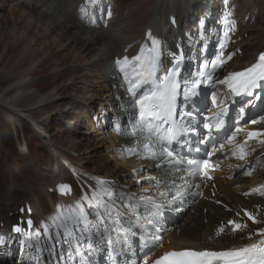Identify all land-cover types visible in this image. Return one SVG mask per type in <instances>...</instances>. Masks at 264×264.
<instances>
[{"label": "bare ground", "instance_id": "bare-ground-1", "mask_svg": "<svg viewBox=\"0 0 264 264\" xmlns=\"http://www.w3.org/2000/svg\"><path fill=\"white\" fill-rule=\"evenodd\" d=\"M197 1L198 0H180L181 5L179 3H175L174 7L169 9V11H168L169 13L165 17L163 15H160L159 18H157L155 16L152 20L148 21L147 26H151L154 29H156L158 27V23L156 22L157 20H159V21L161 20L162 24L165 25V27H162V30L159 32V38H161V35H164L165 33L168 36L170 35L168 37V41H167V42H169V45H168V47H165V46L162 47L163 52H164V50L167 49V50H171V51L174 50L176 53V50L178 48H180L181 50L183 49V51H185L182 54H185L189 58L194 57L195 60H199L198 53L196 54V56L191 55V51L194 50V45H196L198 48H200L201 44L204 43L206 45L207 49H211L212 43H210V42L215 40L212 38L217 33L220 26L217 27L215 29V31H212V34H213L212 37L203 38L202 34H201L202 33V27L205 26V23L207 24V22L205 21V19H203V17H200V19H202V20L197 24V26H196L197 33H195V34L190 32L187 36L186 35L181 36L179 34V31H176L177 29L174 30V27L177 28L180 21L185 20V19L188 20L190 18V16L193 15V14H191V8H193V7H196L197 14H199L200 11H203V12L209 13L210 16H216L215 9L209 10L208 7H203V5L198 4ZM115 2H117V0ZM18 3L19 2H17V4ZM23 3L28 7V9H30V12H32V13L37 8H42V9L44 8V13H46L48 15V20L50 18L55 17V15H57L59 17L60 13L63 12V9L61 7H57L58 6V0H26ZM200 3H203V1ZM213 5L216 6L215 0L213 2ZM14 6L16 8H18L17 5H14ZM15 7H13V8L15 9ZM115 7H118V6H115ZM130 7L133 8L135 6H130ZM140 8H141L140 6H137V8L135 7L132 10V12L128 11V14H132L134 12L140 11ZM160 8H161V4L156 5L153 7L152 12L157 11V13H158ZM173 8L176 10V12L173 11ZM49 9L51 10V12H49L50 11ZM113 9L116 12H118L116 8L113 7ZM148 11H149V9L147 10V12ZM12 15L13 14H11V16ZM64 16L65 15L63 14V19L60 20L59 26L56 29H59L60 25H64L65 26V32L68 33L69 28H73L74 31H73V33H71V43L77 44L76 47H78V48L76 51H78V52L74 53L73 56H72V54L68 55L67 52H65L61 56V59L57 58L53 62L54 67L51 70L53 71V70L59 69L61 67H64L65 65H63L64 64L63 62L69 61L71 66L68 69H66L67 71L65 70L64 73H67V74L73 73L74 74V72L77 71V69H75L74 67H76V66L79 67L80 65H84L83 67L80 68L79 74L77 76H79V81L81 83L88 84L91 81L90 77L88 75L93 73L92 66L100 68V73H101V75L103 74L104 83L106 85L105 88L104 87L102 88V90H104L105 93L102 96L100 95V97H102V98L104 97V99L106 96L110 97V95H109L111 93L110 89L113 88V85L115 84V82L113 80L114 75H113V72L111 70L112 60L114 57H116V56H114L115 51H116V54H118L122 51L121 48L117 49V47L118 46H125L127 43H129V41L128 42H120V37L122 38V37L128 36L130 38H135V37H133V31L131 30V27H130L132 24L131 23L132 21L131 22H128V21L123 22L125 25L122 27L118 26V25L115 26V21L117 19H119V18H117L118 17L117 16L115 19L113 18L109 22V26L107 27V29L98 28V30L92 29L93 31L92 30L89 31L80 22H77L75 18L72 20L70 17L68 18L65 16L66 17L65 18ZM136 16H138V15H136ZM143 16H144L143 14H140L139 17H137V21H134V22L137 24H140V25L144 24L145 21L142 22L143 18H144ZM239 16L242 17L241 15H239ZM25 18H30L31 22L29 21L26 25L28 30H27V28H25V25L20 26L22 29L21 30L22 32L17 37L18 38L17 41L18 40H23V41L30 40V44L31 45L33 44V45L30 47L29 43H28L26 48H28V47L33 48L34 46L43 45L45 41L49 45L50 44L49 39L51 40V38L47 37V38H45V40L43 42H39V39L41 40V37L44 36V34L48 33L47 31L49 29H52L55 27L48 28V30L45 29V31H41V30L37 29L38 27L40 29V26L42 25L39 18L33 19L32 15H24L23 20ZM170 18L175 19L174 25H171ZM12 19L14 21L16 20L15 18H12ZM23 20L20 19V21H23ZM188 21H190V19ZM44 22H45L44 24L46 26L47 25L46 21H44ZM258 22L259 23L256 24L255 26L243 28L242 27V20L237 21L238 32L240 35H243V33H246L247 31L250 33L248 35V38H244V39H242L241 42L240 41L237 42V43L241 44V47H239V49H240V51H242V54L240 56L236 57L234 59V61L232 62V64H231L232 70H237V69L243 68L244 66H246L248 63H250L254 59L255 55L258 52L264 51V24H263L264 21L260 20ZM56 24H54V25H56ZM54 25H52V26H54ZM28 26H30L32 28H29ZM34 26H35V28H33ZM171 26H174V27L170 28ZM109 27L112 28V30H108ZM23 29H25L27 31H24ZM252 31L255 33H253ZM257 32H260V35H257L256 34ZM60 35H63L62 30H60V33L58 34V36H60ZM44 37H46V36H44ZM60 37H63V36H60ZM104 38H106V40H104ZM172 38L174 39L176 44L174 43L173 45H170L172 43V41H171ZM224 38H225V36L223 37V39ZM80 39H82V41H80ZM224 41L225 40H223L222 42H224ZM102 43L104 45L103 49L105 48V50L102 51L101 48L100 49H98V47L95 48L96 45H101ZM190 43L193 44V47L189 48L188 45ZM61 45L62 44L57 45V46H59V49H65L66 48V47H63V45L62 46ZM43 47L44 48H41L42 51L39 54V56L43 55L42 53L44 51L46 52L48 50L47 45H44ZM144 47L146 49V46H144ZM82 50L84 51V55L81 54V52H83ZM95 50H96V53H95ZM61 51H59V52H61ZM98 52H100V53H98ZM165 53H166V56H162L161 54H159L161 61L165 60L166 58H169L168 53L167 52H165ZM26 55H27V53H26ZM26 55H25V57H26ZM177 55L179 57L180 54L178 53ZM45 56H49V55L48 54L43 55V58L41 60H43ZM52 57L55 58L54 55H52V56L47 57V59L50 60ZM117 57H120V56H117ZM178 57H174L173 61H177ZM88 58L91 59V61L88 62V60H89ZM26 70L27 69H22V70H20V72L16 73L14 81L9 86L4 87V88L0 87V105L5 107L6 113L11 117H23V118H26V121H28L30 123H37L36 118H34L32 116V113H34V112H31V111L48 109L49 108L48 104L50 102L49 100H50L51 96H54L53 95L54 91H52V90L48 91L46 93H43V95H42V93H35L32 91L31 92L30 91H25V92L19 91L23 85H29L28 84V82H29L28 77L26 78V76H24V75L29 74L30 71H26ZM202 71L203 70L201 69V72ZM75 79H76V77L70 76L68 81H69V83H71V82L73 83V81H75ZM6 82H7V78H5V77L0 80V84H4ZM69 83H66L63 85L62 91H65L68 89ZM144 90H146V89L141 88V89L137 90V97L136 98H138L139 94L142 93ZM55 91L57 93L59 90L55 89ZM119 94L121 96V93H119ZM133 102H135L134 97L131 100V103L128 106V108L131 107ZM99 106L105 107V102H101V105H99ZM91 107L93 108V105L91 106L89 104V106H87L88 109H90ZM128 114L130 117L136 118V120L139 121L138 109H137L136 113H128ZM27 119H30V120H27ZM122 122H124L125 124L128 123L126 116H124L122 118ZM70 123H75V121L71 120ZM140 127H141V125H140ZM95 131H97V130H95ZM93 132H94V130H91L90 132H87V133H90V135H91ZM115 132H117V127H115ZM247 132L248 131H244V132H241L238 134V137L241 141L244 142V140L246 139V133ZM101 134H103V131H99V133H96L97 141H99V142L101 141V143L104 142V143L110 144V145H108L109 148L115 145V144L114 145L111 144L109 139L105 138L104 135H101ZM114 139H117V136L115 138H113V140ZM47 141L49 142V140H47ZM101 143H99V144H101ZM99 144H97V146H95L94 149L99 147L100 146ZM47 145H49V144L47 143ZM50 145H49V147L51 149L53 148L54 152L60 153L58 155V158H57L58 161H60L61 158H64L65 160H69L70 165L75 167L77 170V173H79V177H81L82 180H84L85 182H88L90 184L96 183V180L99 177H105V176L109 177V178L116 177L117 181H120V180L126 181L128 178H127V173L125 172V169H126V171H129L132 167L135 166V164L140 163L139 161L134 162L135 160H133V159L127 160V162H120V161L115 160L113 170L108 171L104 162H107V160L110 161V159L106 158L104 162L94 160V161H92L95 163L94 166L93 167H87V166H84V165L77 163V161H75L73 159V157L70 156L71 154L66 153L67 151L65 152L64 149L62 150L61 148H58L57 146L52 145V143H50ZM73 145L75 146L73 148H77L78 146H80L81 145L80 140H74ZM23 146L25 147V145H23ZM25 148L26 149H25L24 153H26V150H28L27 147H25ZM67 150H69V149H67ZM70 150H73V149H70ZM246 151L249 152V155L246 158V160L243 161V163H248V162L254 160L255 157L257 156V152H263L264 153V145L258 143L256 140H252V141H249V143L246 147ZM74 152H76V150H74ZM74 152H72V153H74ZM107 154L110 155L111 152L108 150ZM114 156L116 157L115 154H114ZM238 161H239L238 159H232L233 164L237 163ZM87 162H91V161L88 159L86 161V163ZM157 164H159V163L156 162L153 165H147L144 163V164L140 165V167H143V169H146L147 172H154V171H157L161 168V166L157 167L156 166ZM122 166H126V168L124 167L125 169L122 170L121 169ZM140 167H138V169ZM86 174H88V175H86ZM90 175L98 176V177H96L93 180H89L88 178H91ZM54 176L55 177L52 176V178L47 183L45 182L46 184H43L41 181L42 185H44L46 195L49 198H51V195H49L47 193V188L49 186L52 187L54 183H56L59 180H62V178L59 174L56 173V174H54ZM263 180H264V170H261L255 177L245 178V179H241L238 181L237 180L228 181V180L220 179L217 177L215 180V183L217 185V196L214 198L215 201L211 202L209 199V195L207 194L208 195L207 196L206 193L203 192L207 201H200L199 203L195 204L194 206H191L184 213V217L182 216L183 219L181 218V221H179L178 224L169 225V229L166 232V235L161 236L162 237V244L156 246L153 249V251L151 252V253H153L152 257L158 256L161 253V251H168L171 248L181 249L183 247H187V248H194L197 250H201V249L219 250V249H228V248H240V247L246 246L248 244L255 243L259 239V237L255 235V232L258 228L264 227V223L253 224L251 220H248V218L246 216H244V211L247 210V211H251L253 213H258L259 214L258 219L264 220V196H261L259 193H252V189L260 188V187H258L259 185L255 186V183H263L264 184ZM127 184L129 185V188L132 190V192L136 191V190H134L135 184H136L135 182H133V183L129 182ZM94 186L97 189H99L101 192L106 193L104 191V188H102L101 186H96L95 184H94ZM15 191H17V190H15ZM28 192L30 195H34L35 198L40 197L36 193L34 188L30 187V189H28ZM246 192L251 193V194L246 196V195H244V193H246ZM107 193H108V197H109L107 200H109V201L114 202L119 198L117 193L112 192L111 190H108ZM0 195L2 197H4L6 199V201L11 202L14 199L15 195H17V193H14V192L8 193V191H7V192L0 193ZM102 197L105 198L104 196H102ZM160 199H164V198L160 197ZM76 201H77L76 199H73L71 202L76 203ZM216 201H221V202L225 203L227 206L230 207V210L222 208L220 205H216L215 204ZM30 203L35 207V209H36L35 213L36 214L42 212L41 208H44V207L42 206L40 208V206H39L40 202L39 201H38V204H36V205L33 204L31 201H30ZM122 205H132L130 207V210L136 212V215L133 217V219L136 222L144 223V221H146V220H152V216H151V212H150L151 208H149V210H148V207H145L141 203L131 204L127 200H125V203ZM7 209H8L7 205H6V207H4L2 209L1 214H0V222L4 221L5 223L10 224L13 222V219L7 217L6 213L10 211V210L7 211ZM204 209H205V212H204ZM237 213H240V215L237 216ZM138 217H139V219H137ZM161 219H163V218L162 217L159 218L160 223L159 222L156 223V226H157V224L158 225L162 224ZM229 220H236V221L241 222V223H246L248 225V227L244 231L238 230L236 232H233L232 226L228 224ZM220 221H223V223L220 224ZM221 226L224 227V231L221 232L220 235H217V230L220 229ZM205 227H207L206 230H205ZM142 228L145 230V227H142ZM152 228H153V226H152ZM153 229H155V228H153ZM147 231H148V229H147ZM150 232H151V230H150ZM202 232H204V236L200 237V234ZM250 234H251V239L249 238ZM141 236L148 237L149 240L151 238V235H148V234L141 233L140 235H138V237L140 239H141ZM0 264H2V262H0Z\"/></svg>", "mask_w": 264, "mask_h": 264}, {"label": "rangeland", "instance_id": "rangeland-1", "mask_svg": "<svg viewBox=\"0 0 264 264\" xmlns=\"http://www.w3.org/2000/svg\"><path fill=\"white\" fill-rule=\"evenodd\" d=\"M24 1L26 0H0V80L4 77L7 78V82L0 84V87L4 88L9 86L14 81L16 73L20 72L22 69H27L26 71H30V73L25 74L24 76H26V78L28 77L29 85H23L19 91H32L35 93H42L43 95V93L52 90L54 91V96L50 97L48 109L31 111L34 112L32 113V116L36 118L37 123L45 128L43 136L35 135L31 129L28 128V126L31 127L32 125L28 123V121L26 123V118L11 117L6 113L5 107L0 105V192L21 191L19 196L12 200L13 204L11 205L8 204L4 197H0V210L6 207V205L9 206L11 211L6 213L9 218L12 217V213L15 210L13 208L22 203L25 199L30 200L31 197L33 203H37L35 196L30 195L27 191L30 187L34 188L36 193L40 196L42 201V203L39 204L40 208L44 203H47V208L51 206V201L46 196V191L42 183L46 184L52 176L55 177L54 174L56 173L59 174L61 178L66 177L67 174L62 167H60V169L56 167L57 158L60 153L54 152L53 148L51 149L49 147L50 143L62 150L64 149L68 154H71L76 150V152H74L75 154H71L70 156L73 157L77 163L87 167H93L95 163L92 161L94 160L104 162L106 158L110 159V161L107 160V162H104L108 171L113 170L115 164V160L110 158L111 154H107L109 149L108 145L110 144L104 142L101 143V141H97L96 137V133H99L98 128H100L99 122L96 123L98 121L96 118L98 117V119L101 120L102 111L99 109V105L101 102H104V97L102 98L100 95L102 96L105 93L102 88H105L106 86L104 83V76L100 73V68L92 66L93 73L88 75L91 80L88 84L81 83L79 81V76H77L80 68L84 65L74 67L77 69L74 74L64 73V71L71 66L69 61L63 62V65H65L64 67L53 71L51 70L54 67L53 62L57 58L61 59V56L65 52H67L68 55L72 54V56L74 53L78 52L76 51L78 48L76 47L77 44L71 43V33L74 31L73 28H69L68 33L65 32L64 25H60L59 29L56 28H58L60 20L63 19V14L68 18L70 17L72 20L75 18L77 21V6L82 0H58L57 7H61L63 12L60 13L59 17L55 15V17L50 18L49 20L48 15L44 13V8H37L32 13L23 3ZM202 1L203 3H200ZM17 2L19 3L17 4ZM211 2L213 1H197V3L203 5V7L208 6V9H213L214 6L209 5ZM175 3L181 5L180 0H118L120 10H124L127 14V10L132 12L135 7H141L140 11L128 14L127 17H125V15V18H119L115 22V26L118 25L122 27L125 25L123 22L132 21L130 27L133 31V37L135 38H130L128 36L123 38L120 37V42H131L133 39L135 41L141 38L142 30L148 25V21L152 20L155 16L157 18H159L160 15L165 17L169 13V9L174 7ZM159 4H161L159 12H152L153 7ZM14 5H17L18 8ZM130 6L135 7L131 8ZM13 7H15V9ZM217 8L219 16L217 18H211L210 14L203 11H200L198 16L196 7H193L191 8V14L193 15L190 16V20L194 22L193 17H195V19L198 17V19H200V16L204 17V19H207L209 22L206 28L212 26V29L219 25L221 18L224 19L231 15L236 17L237 14L242 16L243 28L255 26L260 20L264 21V0H217ZM148 9L149 11L147 12ZM124 11L122 14H124ZM173 11L176 12L174 8ZM49 12H51V10ZM11 14L13 15L11 16ZM140 14L144 15L142 22L145 21V23L143 25L134 22L137 21V17H139ZM24 15H32L33 19H40L42 25L40 26V29L39 27L37 28L38 30L45 31V29L48 30V28L55 27L49 29L47 31L48 33L44 34L46 37L42 36L43 38L41 37V40L39 39V42H43L45 38H51V40L49 39V45L45 41L43 45L30 48L33 45L30 44V40L17 41V37L22 32L20 26L25 25V28H27L26 25L31 20L30 18H25L23 20ZM12 18H15L16 20L14 21ZM20 19L23 21H20ZM198 19L196 25L199 23ZM44 21H46V26ZM159 22L162 21L160 20L158 23ZM182 22H185L188 25V20L185 19L182 20ZM28 27L32 28L30 26ZM33 28H35V26ZM23 30L27 31L28 28L27 30ZM60 30L63 31V35H60L63 37L58 36ZM109 30H112V28L109 27ZM249 33L250 32L247 31L241 36H244L245 38L247 35L248 37ZM256 34L260 35V32H257ZM104 40H106V38H104ZM80 41H82V39H80ZM28 43L30 47L26 48ZM58 44H62L63 47L66 48L59 49V46H57ZM44 45L48 46V50L46 52L44 51L42 54H48L49 56L54 55L55 58L52 57L49 60L47 59L49 56H45L44 59L41 60L43 55L39 56V54L42 51L41 48H44ZM127 46L128 45H126V47ZM97 47L98 49L101 48L102 51L105 50V48L103 49V43L95 46V48ZM119 48H123V46H118L117 49ZM81 54L84 55V51L81 52ZM89 61H91V59H89L88 62ZM70 76L76 77L73 83H69L68 81ZM66 83H69L68 89L62 91L63 85ZM55 89H58L59 91L56 93ZM89 104L91 106L93 105V108L91 107L90 111L87 112V106H89ZM71 120L75 121V123H70ZM13 126H15V128ZM19 126L23 129V134H21ZM16 129L18 131H16ZM91 130H94L95 133L93 132L90 135V133L87 132H90ZM47 140H49V142ZM74 140H80L81 145L77 148H73L75 147L73 145ZM47 143L49 145H47ZM97 144L100 146L94 149ZM23 145L28 148L26 153H24L26 148ZM88 159L91 162L85 164ZM124 167L126 168V166H122L121 169L124 170ZM125 172L128 171L125 169ZM41 210L43 211L44 208H41ZM206 228L207 227H205V230ZM203 236L204 232L200 234V237Z\"/></svg>", "mask_w": 264, "mask_h": 264}, {"label": "snow or ice", "instance_id": "snow-or-ice-1", "mask_svg": "<svg viewBox=\"0 0 264 264\" xmlns=\"http://www.w3.org/2000/svg\"><path fill=\"white\" fill-rule=\"evenodd\" d=\"M93 4L97 0H91ZM82 12H85L86 9L82 8ZM108 15L111 16V11H108ZM174 22V21H173ZM227 23V21H226ZM233 23V30H234ZM151 37V33L148 34ZM225 41L221 43L220 47H225L228 38V31L224 33ZM160 41L157 39H152V47L148 48L147 51L145 47H142L140 54L135 57H132L131 60L125 56L123 59H117L116 64L119 65L120 71L124 73L125 80L128 82L129 87L128 91L132 93L135 98L134 107L138 109L139 113V124L141 125L139 129V134L143 136L144 142L142 144V150L139 148H129L127 152L129 155L141 156L143 159H149L154 161H159L157 167H160L161 164H167L171 166L175 171H180L182 165H186V172L189 177L199 176L203 180H212L214 177L211 175L212 172L219 167L218 164L211 162L212 157L215 155V152L219 149H213V151H206V158H188L185 160L173 147V144H181V137L189 132H196L195 128L186 126L183 122H177L174 118V112L176 108L177 96L180 94L181 84L177 80L179 74V60H177L176 66L168 70L163 76L157 77V71L160 66V56L158 52ZM231 59V56L228 57ZM135 64L132 67L131 78L130 74L127 71L128 66ZM225 60L217 57L216 60L212 61L213 69L224 64ZM212 79L211 74L207 75V78H204V73H201L200 79H195L190 83H185L183 86V95L187 101L191 97L198 96L199 89L201 85H207ZM264 53H261L258 62L253 64L251 67L247 68L243 72H233L226 76L223 80L218 81L220 84H226L232 92L239 95L252 96L254 90L264 88ZM151 84V87L147 90H144L142 94L137 97V89L141 88L143 85ZM259 98V97H257ZM243 113L244 109H240ZM188 116H191L192 113H187ZM228 115V109L223 108L220 112L214 114L209 118L208 123H205L203 127L207 129L208 135L202 137L198 140L199 144H204L205 140L212 136L213 129L219 131L225 127V119ZM242 118V117H241ZM261 120H264V117H261ZM252 124L258 123L257 120H251ZM245 130L242 127H237L232 135L227 137L228 143L233 145L231 155L238 160H246L249 155V152L246 151V147L249 141L256 140L258 143L264 145V131H248L246 133V139L244 143H237V135ZM132 135H137V132H133ZM182 146V145H181ZM225 148L224 144L220 145V149ZM195 152L200 153L201 148L196 147ZM237 167H241L237 165ZM140 171H143L141 169ZM135 172V170H134ZM252 174L251 170H245L243 175L250 176ZM148 181L157 180L155 176H149L146 178ZM101 185L107 184V181H99ZM193 185L188 183L187 180L184 182V186L177 187L174 194L169 198L168 192H161L160 197L164 198L167 201L169 206L184 200V197L187 195H198L200 193L189 192V189ZM196 188H199L200 185L196 184ZM58 190L61 193L70 192V186L67 184L58 185ZM107 192V189H104ZM147 192V189H145ZM252 193H259L261 196H264V186L260 188L252 189ZM251 193H244V195H250ZM139 202L145 207H150L153 209L152 216L155 220H149L148 223L156 227V223L159 222V217L162 213V210L165 207V203L162 200H157L150 195H140ZM91 203V201H89ZM216 203H220L216 201ZM106 209L109 208L107 204L102 205ZM178 210V209H177ZM230 210V209H229ZM81 215L83 213L81 212ZM97 217H101L99 211L96 212ZM240 213H237L239 216ZM258 213H253L251 211H244V216L251 220L253 224L264 223V220L258 219ZM139 219V217L137 218ZM78 222V221H77ZM85 228L84 231H87V224L90 223L87 220V217H84ZM31 225L32 221H28ZM101 223H103L101 217ZM228 224L232 226V231H244L247 229L248 225L246 223H241L236 220H229ZM65 228V235L70 236L72 233L68 230L67 226ZM16 232H20L19 227L15 228ZM105 232H108V229H104ZM224 231V227L221 226L217 230V235H220ZM159 229H156V232L153 233L150 240H147L140 247H148L151 244L153 247L158 246L162 242V237L158 234ZM134 235V234H133ZM255 235L259 239L252 244L240 248H231L223 251H212V250H194V249H184L182 251H172L165 253L162 257L152 262V264H264V227L258 228L255 232ZM251 239V234L249 235ZM126 239V237H125ZM92 237L89 236V247H92L91 244ZM141 240H145L144 236H141ZM2 242V239H0ZM119 242L113 241L110 237L107 239L106 243L109 248H112L114 243ZM151 250V249H150ZM143 264H148L147 253L144 256Z\"/></svg>", "mask_w": 264, "mask_h": 264}]
</instances>
